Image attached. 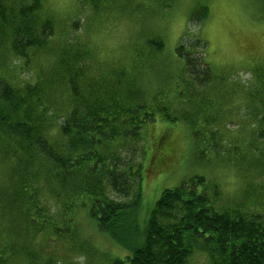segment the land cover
Returning a JSON list of instances; mask_svg holds the SVG:
<instances>
[{
	"label": "trees",
	"instance_id": "16d2710c",
	"mask_svg": "<svg viewBox=\"0 0 264 264\" xmlns=\"http://www.w3.org/2000/svg\"><path fill=\"white\" fill-rule=\"evenodd\" d=\"M79 1L98 14L103 4L106 8L120 0ZM122 1L124 8L132 2ZM159 4L170 6L166 0ZM199 6L204 4L195 9ZM195 11L189 18L199 21ZM73 20L69 31L79 28ZM56 24L44 0H0V235L5 236L0 264H15L17 255L24 264H57L54 250L41 259L36 243L18 245L20 237H40L52 248L66 242L88 252L91 246L76 220L82 210L99 232L127 251L110 257L108 264H192L194 253L206 255V264H264V214L218 206L216 188L202 175L162 190L144 225L137 221L147 125L159 112L170 122L185 121L195 133L211 122L205 105L187 108L193 89L205 90L215 79L203 60L202 37L194 35L191 42L186 35L187 43L180 40L175 47L185 73L180 77L186 102L157 105L154 95L145 96L135 74L124 78L119 69L107 68L105 75L90 76L85 65L89 47L56 39L55 33L62 36ZM146 46L160 52L163 41L152 37ZM42 57L45 67L29 75L32 63ZM253 75L261 108L253 119L264 138V66ZM201 119L203 127L196 130ZM164 137L156 140V163L169 156L161 153ZM237 156L249 165L244 152Z\"/></svg>",
	"mask_w": 264,
	"mask_h": 264
},
{
	"label": "rangeland",
	"instance_id": "374dc122",
	"mask_svg": "<svg viewBox=\"0 0 264 264\" xmlns=\"http://www.w3.org/2000/svg\"><path fill=\"white\" fill-rule=\"evenodd\" d=\"M44 3L57 19L55 30L62 32L61 38L55 33L56 39L66 43L76 40L89 47L91 53L85 65L90 76L105 75L108 69H119L123 74L118 73L119 76L124 78L135 74L139 86L146 91L145 96L154 95L157 105L170 100L175 106L186 102L180 77L185 73L175 47L180 40L187 43L186 35L192 36L188 38L191 42L197 35L205 42L203 60L211 67L215 79L205 90L193 89L195 97L189 99L187 108L205 105V110L212 114L211 122L207 123V130L195 133L185 121L170 122L159 112L147 125L149 136L144 141L146 156L137 210L139 226L144 225L162 190L192 175H202L216 188L218 206L227 209L239 206L245 212L257 210L264 214V138L258 135L259 126L253 119L261 110L254 94L257 79L253 73L260 65L264 66V0H166L170 3L166 8L159 4L161 0H132L124 8L120 0L110 2L106 8L103 7L106 3L103 4L98 14L94 6L79 0H44ZM199 3L204 6L196 10ZM193 10L200 13L199 21L189 18ZM72 20L79 28L69 31ZM152 37L163 41L160 52L150 51L146 46V40ZM46 62L44 57L37 59L30 72L21 70L20 76L36 73ZM136 67H140L138 75ZM167 108V112H172ZM203 122L199 120L195 129L200 130ZM146 129L144 126L143 131ZM162 137L161 153L169 152V156L156 163L155 150L159 145L155 144ZM243 152L247 167L237 156ZM82 211L76 220L79 234L88 238L91 246L88 252H79L66 242L52 248L40 237L35 238L37 241L31 238L30 242L17 239L15 233L9 236L16 238L18 245L36 243L37 250L42 251L41 259L54 250L52 255L57 264H108L110 257H123L127 251L99 232ZM4 238L1 234L2 245ZM189 261L206 264L208 259L202 253H194ZM15 264H24L20 255Z\"/></svg>",
	"mask_w": 264,
	"mask_h": 264
}]
</instances>
